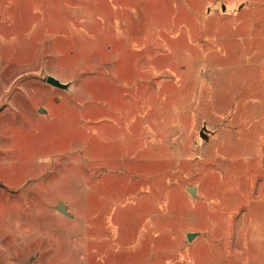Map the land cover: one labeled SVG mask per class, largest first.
<instances>
[{
	"label": "rangeland",
	"instance_id": "rangeland-1",
	"mask_svg": "<svg viewBox=\"0 0 264 264\" xmlns=\"http://www.w3.org/2000/svg\"><path fill=\"white\" fill-rule=\"evenodd\" d=\"M0 264H264V0H0Z\"/></svg>",
	"mask_w": 264,
	"mask_h": 264
},
{
	"label": "water",
	"instance_id": "water-1",
	"mask_svg": "<svg viewBox=\"0 0 264 264\" xmlns=\"http://www.w3.org/2000/svg\"><path fill=\"white\" fill-rule=\"evenodd\" d=\"M47 83L51 84L54 87L60 88V89L66 88V86L62 85L58 80L52 77L47 78ZM187 190L192 196H195V188H188ZM57 210L61 212L62 214H65L66 216H71L67 211V206L63 203L58 204ZM193 237H194V234H189L187 238L189 241H191Z\"/></svg>",
	"mask_w": 264,
	"mask_h": 264
}]
</instances>
